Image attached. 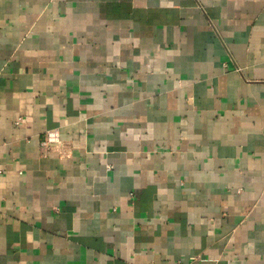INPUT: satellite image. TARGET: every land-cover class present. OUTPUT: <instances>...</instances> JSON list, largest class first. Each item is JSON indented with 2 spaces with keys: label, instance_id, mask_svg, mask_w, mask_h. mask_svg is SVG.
Here are the masks:
<instances>
[{
  "label": "crops",
  "instance_id": "obj_1",
  "mask_svg": "<svg viewBox=\"0 0 264 264\" xmlns=\"http://www.w3.org/2000/svg\"><path fill=\"white\" fill-rule=\"evenodd\" d=\"M0 264H264V0H0Z\"/></svg>",
  "mask_w": 264,
  "mask_h": 264
},
{
  "label": "built area",
  "instance_id": "obj_2",
  "mask_svg": "<svg viewBox=\"0 0 264 264\" xmlns=\"http://www.w3.org/2000/svg\"><path fill=\"white\" fill-rule=\"evenodd\" d=\"M64 142L61 138L60 132L57 129L47 130L40 141V148L45 151H61Z\"/></svg>",
  "mask_w": 264,
  "mask_h": 264
}]
</instances>
